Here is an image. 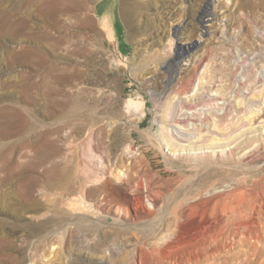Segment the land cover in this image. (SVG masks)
I'll use <instances>...</instances> for the list:
<instances>
[{
    "label": "rangeland",
    "instance_id": "1",
    "mask_svg": "<svg viewBox=\"0 0 264 264\" xmlns=\"http://www.w3.org/2000/svg\"><path fill=\"white\" fill-rule=\"evenodd\" d=\"M20 1H0V99L23 114L0 115V264H264V242L195 255L225 188L264 177V0L217 1L211 37L205 0H82L59 27ZM179 45L195 47L172 78ZM33 47L42 66L5 53Z\"/></svg>",
    "mask_w": 264,
    "mask_h": 264
},
{
    "label": "bare ground",
    "instance_id": "2",
    "mask_svg": "<svg viewBox=\"0 0 264 264\" xmlns=\"http://www.w3.org/2000/svg\"><path fill=\"white\" fill-rule=\"evenodd\" d=\"M0 1L2 2L4 0H0ZM217 1H219V0H205L204 7L199 11V13L196 16V20H197L199 26L202 28L200 31L205 35L206 34L210 35V30H208V28H211L212 23L214 22V20L217 19L216 12H215L216 7H217V4H216ZM227 3H229V1ZM83 4H82V0H22L17 5V8H15L14 14L17 15L18 12H20V10H18V9H22V8L26 9L28 7L30 8L31 6H35L37 8V11L43 12V10H45L44 11V15L46 16L45 19H48L49 20V21L47 20L48 22H50L51 20L52 21L54 20L55 26L59 27L60 22L56 19V17H55L56 15H59V17L65 16V18H67V22H68V18L70 19V18H72V16L77 14V13H75V11H77L78 7H79V9H81L83 7L82 11L85 10L86 6ZM86 5H88L87 2H86ZM12 9H13V7H12ZM27 10H29V9H27ZM125 13H126L128 18L129 17L131 18V14L129 13V10L125 9ZM6 14H7V12H6ZM37 15H39V14H37ZM9 16H11V15H8L7 17H9ZM76 16H74V17H76ZM29 18H30V15H24L22 18H19V20H16L14 22L11 20L13 22L12 24H10L11 21L9 23L10 19L7 22H6V20H4L3 25L5 26V24H6L5 27H7L8 30H6L7 28H5V30L8 31L7 33H9V34L11 33V35H12V32H14L12 30H15V28L18 25H19L18 28H24V27H27V25L29 26V24H30ZM125 18H126V16H125ZM5 19H8V18L5 17ZM131 19H130V21H131ZM65 21H66V19H65ZM61 27L64 28L63 26H61ZM131 27H133V26H131ZM129 28H130V26H129ZM181 29H182V25L179 24L178 26H176L174 28L173 33L175 35H178L179 32L181 31ZM25 30H26V28H25ZM61 32H62V30H61ZM57 34H58V31H57ZM39 36H41V35H39ZM211 36H212V34L210 35V37ZM42 37L47 39L48 34L46 35V33H43ZM57 41H59V43ZM63 41H64V39L60 37L58 40H56V43H58V44L63 43V45H64L65 44L64 42H67V40L64 42ZM194 47H195L194 45L193 46L179 45L176 47L175 53L173 55H171L169 57V59L167 60V62L164 64V68H166L167 72L170 73V77L173 78L176 73L180 74V71L178 72V69H179L178 66L180 64L181 59L183 57L187 56L190 52H192ZM10 48L5 50V53L10 57L11 60L14 59V62L19 61L21 63L35 64L38 66L39 65L42 66L43 63H46V55L43 52H41V50H38L37 48L33 47V48L24 49V50L22 49V52H15L16 51L15 49H14L15 51H13V49H10ZM60 48L63 49L62 47H60ZM57 54H58V52H57ZM55 55H56V53H55ZM59 56H61V55H59ZM59 56H57L58 62L60 59H62V58L59 59ZM59 65L58 66H52V68L50 67V70L52 71V73H54V71H58V70L62 69L61 66H60L61 68H58ZM65 66H66L65 68L63 67L64 70H62L63 74L60 77L59 76L56 77L57 80L62 81V79H66L67 77H69L68 72H71V71H73L71 69H74V67H72V66L70 67L69 64H66ZM76 73H75L76 75H80L79 72L76 71ZM72 75H74V74H72ZM188 75H189V73H188ZM0 78H1L0 84H1V86H3V88L7 87L8 85L11 86L10 84L7 83V81H3L2 77H0ZM31 84L32 83L24 84L23 88H22V91L24 92V99L23 100L24 101L30 100V104L32 103L31 102L32 101V98H31L32 93L30 91H32L31 88H33L32 87L33 85H31ZM40 85H41V83H40ZM37 88H38V86H37ZM5 100H7V99H5V97H2L0 99L1 105L3 103H5V105H2L0 108V115L8 116L11 113H13V114L17 113L21 118L23 116L22 112H19L18 109L11 107L10 106L11 104L7 105ZM60 105H59V107H61ZM133 107H137V108L140 107L139 102H129L127 105V109H128L127 111H129ZM39 142H40L39 140H36V141H33L32 143H29V145H27V146L33 150H37L40 147ZM261 177H260V180L255 187H248L247 185H245L244 181H243V183H242V181L239 183V180H238V183H231L229 186L227 185L228 189L225 188V190H224L225 193L219 196V199H222L224 201V204H222L220 206V208H215L213 210L212 216H215L214 219H211L210 216L207 217L205 219V221H203V219H201L203 223L200 224L201 225L200 231L203 232V236L201 235L203 237V239L200 242V244L198 245L197 249L195 250V255H197L196 258H204L205 257L207 259L209 257L212 258L214 256H218L219 253H221L223 251L226 252L225 250L229 249L230 247L233 248V245L246 246L250 249V251L256 250V252H257V250L259 248L258 245L262 244L264 242V177H262V178ZM81 194H83V193H81ZM198 199H200V198H198ZM199 201H200V203H198V204H193L192 202H190L189 206L186 208H184L182 206V204L179 205L178 208H176L175 221L177 222V224H179L185 218L191 217V211L198 208L204 202L203 201L201 203V201H202L201 199ZM206 207H207V203H206ZM199 209H197L196 211H198ZM195 214H196V212H195ZM206 216H203V217H206ZM190 225H191V223H190ZM1 242H2V239L0 238V244H1ZM195 246H196V244H195ZM190 247H191V245H190ZM174 249H175V247H174ZM202 256H204V257H202Z\"/></svg>",
    "mask_w": 264,
    "mask_h": 264
}]
</instances>
